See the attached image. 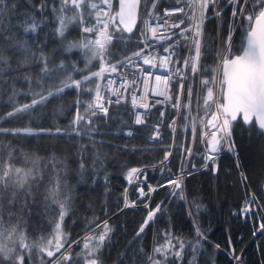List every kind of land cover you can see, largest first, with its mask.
<instances>
[{
	"label": "trees",
	"instance_id": "16d2710c",
	"mask_svg": "<svg viewBox=\"0 0 264 264\" xmlns=\"http://www.w3.org/2000/svg\"><path fill=\"white\" fill-rule=\"evenodd\" d=\"M183 1L185 0H141L136 29L132 35L124 33L123 42L113 41V46L106 53L110 62L131 57L132 53L144 47L145 39L141 32L145 28L143 20L150 17L148 13H152L151 17L160 15L164 5ZM92 2L99 4L100 0ZM15 3L14 11L0 12V26L5 32L14 33L18 40L24 41L33 51L39 43L50 59L49 67L63 60L67 70L71 72L68 65L74 63L76 68L82 70L71 73L74 79H81L96 71L98 61L93 60L89 64L86 50H65L68 42L94 39L91 34L82 33V25H71L66 33V40L55 34L53 7H59V0H15ZM41 3L45 4L43 11L40 10ZM233 8L238 13L237 18L232 16ZM215 11L219 12L218 16ZM215 11L209 5L202 23L200 66L201 71L206 74L201 76L198 73L191 84V115L197 120L204 116L203 109H200L199 115L196 110L197 99L205 94L200 81L202 78L211 79L215 75L211 70L215 69L217 43L221 51L231 28L232 51L239 52L244 37V29L240 25H247L243 17L239 16L238 4L217 0ZM251 11L250 7H245L246 13ZM25 13L41 22L36 33H25L20 27L27 18ZM66 15L70 16L72 12L66 10ZM85 23H89L87 10ZM187 23L188 19L174 35L177 37L178 43L175 44L180 58L184 55L186 43L180 33L187 27ZM168 41H172V38L157 43L163 45ZM2 43L0 40V44ZM148 43L151 49L156 44ZM6 56L11 58V64L15 68L17 56H13L11 51L6 52ZM39 69L40 66L35 64L25 66L21 72H8L6 78L29 73L35 80L40 75ZM122 72L123 67H120L118 73L111 74ZM221 78L217 75L218 85ZM58 83V80L49 81L47 87H54ZM15 85L21 90V95L16 96L15 100L20 104L30 103L31 97L23 95L29 90L27 83L21 79L16 80ZM171 85L170 98L174 99L178 79L173 80ZM85 86L94 89L95 78L78 90L65 89L64 93L51 97L31 115L21 114L17 118L0 119V128L33 130L31 135L0 132V155L11 151L15 166L25 168L32 167L30 163H25V155L39 157L41 159L38 165L43 175V179L35 181L32 196L24 197L11 209L14 214L21 215V220L14 218L9 221L5 205V224L15 225L26 221L27 227L23 231L29 244L38 243L41 237L48 238L53 227L50 222L57 213L53 210L54 206L46 205L44 192L55 172L63 171L71 197V208L63 221V230L69 240H81L89 232L86 227L88 222L96 218H99V222L107 220L114 229L110 242L102 249V264H144V258L139 254L134 255V250L143 249L150 254L154 246L164 242L163 233H170L186 242L184 259L177 261V264H189L192 257L187 242L197 239L196 228L205 237L201 240L197 253V264H264V230L259 229V225L264 223L261 209L253 201L256 210L244 216L241 214L242 206L251 192L264 206L261 188L264 178V139L256 125L245 124L238 118L232 123L231 129L235 151L220 152L224 148L221 147L215 156V162L207 161L204 164L206 155L200 124H197L193 134L191 121L187 118L188 111L184 108L189 89L187 86L175 131L169 125L175 114V108L170 105H166L162 112L159 106L152 107L145 114V123L136 125L128 91H125L119 104L113 102L109 106L107 118L100 114L93 118L94 128L91 135L81 130V134L77 136L72 131L71 122L77 110L83 114L85 103L93 99V93L84 91ZM33 88L40 91L35 85ZM10 96V86H0V117H5L7 112L12 111ZM77 101L80 102L79 105ZM156 123L160 126V135L153 140L152 129ZM57 128L61 130L59 133ZM128 129L131 135L126 132ZM205 145L208 147L206 143ZM168 153L170 155L165 161ZM81 164L84 165L83 168L80 167ZM132 168L142 170L136 182L128 179ZM185 169L188 173L183 176L181 188H174L170 181ZM147 183L156 184L155 191L151 194L146 192L148 195L143 197L139 196L138 186L146 189ZM125 190L127 199L135 201L136 205L122 209ZM25 199L28 202L27 207L20 212L19 204L24 203ZM157 205L160 206V211L156 213L154 220L145 228L140 238L134 239L149 211L155 210ZM217 245L218 248L215 247ZM80 252L81 246L73 244V259L69 264H77V254ZM234 255L241 257L240 262L233 259ZM53 259L46 254L43 259L38 258V251L34 249L30 264H51ZM25 264H29L27 257ZM79 264H83V261H79Z\"/></svg>",
	"mask_w": 264,
	"mask_h": 264
},
{
	"label": "snow or ice",
	"instance_id": "6c2138e0",
	"mask_svg": "<svg viewBox=\"0 0 264 264\" xmlns=\"http://www.w3.org/2000/svg\"><path fill=\"white\" fill-rule=\"evenodd\" d=\"M119 10L112 14V0H100L97 4L92 0H59V7H53L55 16L56 27L55 34L63 39H67L66 33L71 25H82L81 31L83 34H91L94 39H87L86 42L81 41L77 43L68 42L65 50L72 51L74 48L86 50L88 56V63L93 60L98 61L99 70L91 72L89 75H84L81 79H74L72 72L82 71L76 68L74 63L68 65L71 68L69 72L62 60L59 64H54L49 67L50 59L44 54L43 47L37 43L35 51L28 47L27 44L16 38L14 33L5 32L3 27L0 26V86H10L12 101V111L7 112L5 117L0 119L17 118L21 114H28L37 110L38 106L45 105L51 97L58 96L64 93L65 89H80L82 85H87L88 82L96 79L97 83L94 89L85 86L84 91L94 93L91 102H86L84 105V113L81 114L77 110L74 119L71 122L72 131L77 136L81 134V130L87 135L92 134L94 128L93 118L100 114L102 117L107 118L108 107L105 106V97L101 95V85L99 81L105 79V74L118 73L120 67L127 68L131 65L133 68H139L140 64L136 60L142 62L143 65H153L154 60L150 59L151 45L148 40H144V47L139 51L132 53L131 57H125L123 60H118L114 63L110 62L106 53L113 41L123 42L124 33H132L133 28L137 21V10L140 6L141 0H117ZM179 2V0H178ZM233 5H240L239 16L247 22V25L241 24L244 29V37L238 49L240 54L232 51L231 33L229 30L228 39L224 42V47L217 53L220 60L217 69H212L211 73L220 75L222 78L217 86L216 75H212L211 79H201L200 83L203 87L205 94L199 97L196 102L197 115L200 109L204 111V117L197 120L196 117L191 115L193 110L192 104V90L189 87L187 92V102L184 108L188 111V119L191 121L193 134L197 124H200L205 131H202L201 138L208 145L206 161L215 162V156L220 151L221 147L227 148L230 151H235V142L232 138L231 129L232 123L237 121L238 117L246 124L255 126L258 124L261 130H264V0H228ZM217 0H191L189 7L192 8V15L189 17L194 21L191 28H184L181 30L180 35L186 39L191 40L192 48L190 56L182 61V67L175 69L176 74H181L182 70H187L189 77H194L198 73L204 76L206 73L201 71V42L202 36V23L205 18V12L211 4L215 7ZM250 7L251 12L246 13L245 7ZM155 7V5H153ZM45 4L41 3L40 10L43 11ZM16 9L15 0H0V12H9ZM199 9L200 15H196V10ZM66 10L71 11L72 15H66ZM85 10L89 23L85 25ZM174 12H184V8H176ZM172 13L168 10L165 11L166 16ZM151 17L152 13H148ZM219 15V12H216ZM27 17L21 24L25 33H36L40 29L41 22L37 21L31 14L25 13ZM232 16L238 17V13L233 8ZM156 20L153 26L151 20H143L145 31L141 32L142 36H149L152 40H171V35L165 36L163 31L169 28H179L184 20L181 19L179 23L167 24L161 22L159 17H154ZM191 32V36H186L185 33ZM178 43V42H177ZM6 45V47H5ZM176 45L172 44L164 48L166 55L159 57L162 63L166 66L171 63L170 57L176 55ZM148 50V55H145V50ZM11 51L13 56H17L16 67L13 68L11 58L6 56V52ZM175 63L181 64L180 61ZM40 66V75L34 80L33 76L29 73H21L15 77L6 78L8 72H21L25 66L32 65ZM61 76L64 78L61 79ZM185 77L180 75L181 81ZM23 80L28 85V92H24L25 97H31L30 103L20 104L15 100L16 96L21 95V90L15 85L16 80ZM156 83L159 85L161 77L157 76ZM59 83L54 87H47L49 81H56ZM121 84L119 88L113 90L112 85L116 82L109 78L106 82V88L110 92L106 103L112 104L113 102L119 104L124 98L120 88L127 90L128 87H134L135 81H128L126 76H121ZM164 84L167 86L168 79L165 78ZM39 88L40 91H35L33 88ZM214 87L217 91L214 92ZM180 93L183 92V83L179 85ZM147 91V84H145V92ZM114 95L116 100L113 101L111 96ZM158 95L166 96L165 92H159ZM220 97L223 98L221 102ZM170 98V97H168ZM80 104L79 101L76 102ZM132 104L134 107L148 109L147 103L138 104L135 95L132 96ZM177 110L180 107L179 95L177 103L173 105ZM211 113L210 118L206 119ZM145 113L137 112L135 114L134 123L136 125L144 124ZM255 118V120H254ZM175 124V121H173ZM43 131V130H42ZM57 133L61 130L56 129ZM0 132H10L16 135L20 133L31 135L33 130L31 128L23 129H4L0 128ZM69 135L71 133H68ZM129 135L132 133L129 132ZM159 127L154 130V135L151 139L155 140L159 137ZM190 153V149H189ZM170 153L165 155V161ZM39 157H29L25 155L24 160L26 164H31L32 167H17L12 162L14 157L11 151L6 155H0V264H25V258H28L29 264L32 260L33 250L38 251V258L43 259L46 256L54 258L51 264H69L72 261L71 248L73 244L81 246V252L77 254V264L83 261V264H102L101 252L111 240V234L114 229L109 225L107 220L99 222V218L89 221L86 225L89 228L81 240H69L67 234L63 230V221L69 214L71 208V197L68 194V186L66 184V175L63 171L55 172L50 181L49 186L45 189V203L49 207L54 206L53 210L57 215L50 222L53 227L51 234L48 238L41 237L40 241L29 244L26 242V236L23 231L27 227V222L22 224H5L3 216L5 214V205L7 206L6 215L8 220L14 218L21 220L19 213L14 214L11 209L15 207L24 197H31L33 186L37 179H43L40 172L38 161ZM163 164V161L161 162ZM84 167L83 164L80 165ZM141 169L132 168L128 173V179L131 182L132 177L136 176L139 179ZM246 179V177H242ZM106 179V178H105ZM146 179V177H145ZM183 174L171 180L174 188H181ZM140 196H146L143 188L138 189ZM155 191L149 185V193ZM23 194L22 196L20 194ZM251 200L246 201L242 212L247 215L254 210L252 201L256 200L255 194H250ZM50 202V204H48ZM135 201L129 202L127 200V190L124 193V206H135ZM27 200L20 203V212L27 207ZM264 208V206H261ZM197 210L198 206H197ZM160 211V206L157 205L155 210L149 211L147 217L136 232L135 238H140L144 233L145 228L150 222L154 220L157 212ZM260 230H264V223L259 225ZM197 239L194 242H187L191 252V260L189 264H197V253L201 247V240L204 239V234L199 228H196ZM163 243H159L153 247L152 252L146 253L143 249L134 250V255L139 254L144 258V264H177V261H183L186 242L179 237L173 236L170 233L162 234ZM67 245V247H65ZM215 247H219L218 245ZM63 249V251H61ZM234 253V249L232 250ZM59 253V255H57ZM123 255V254H121ZM233 259L240 262L241 257L233 256Z\"/></svg>",
	"mask_w": 264,
	"mask_h": 264
},
{
	"label": "built area",
	"instance_id": "2783aa9c",
	"mask_svg": "<svg viewBox=\"0 0 264 264\" xmlns=\"http://www.w3.org/2000/svg\"><path fill=\"white\" fill-rule=\"evenodd\" d=\"M114 1L112 0V14L115 13L114 10ZM189 3H191V0H185L181 3H174V4H168V5H164L162 7V12L160 15L154 16V17H159L161 22H167V24H173V23H179V21L181 19L185 20L188 19V23H187V27L186 28H191V25L193 23H195L194 21H191L189 19V17L192 15V8H190L188 5ZM211 5V4H210ZM213 7V6H212ZM176 8H184V12H174L173 10ZM214 11L216 10V5L215 7H213ZM168 10L169 12H171L172 14L170 16H166L165 15V11ZM206 13V12H205ZM216 13V11H215ZM196 15L199 16L200 12L199 9L196 10ZM205 15V14H204ZM154 17H149L148 19L151 20L153 26H155L156 24V20L154 19ZM88 23H85L84 26H86ZM182 25V24H181ZM180 25V26H181ZM178 30V28H169L163 31V34L165 36H172V41H168L165 42L163 45H159L157 42L161 41V40H152L149 39V36H144L145 40H148V42L150 43H155L154 47L151 49V55L149 56L150 59H153V65H143L141 61L136 60V63L140 64L139 68H133L131 65H129L127 68L123 67V73H119V74H105V79L102 81H99L100 85H101V95L105 97V106L109 108V104L106 103L108 97L110 96V92L107 90L106 88V82L107 79L111 78L113 80H115V84L112 85L113 90H115L116 88L120 87V84L122 82L121 80V76H126L128 81H135V86L134 87H128L127 90H125L124 88H120V91L123 93H125V91H128V99L130 102L131 107L133 108V121L135 120V114L137 112H141V113H145L147 112V110L151 109L154 106H159L161 112L163 111V109L165 108L166 105H170L173 107V105H175L177 103V97L179 95V102H180V107L177 110L175 108V114L172 116L169 125L170 127L175 131L176 129V124H177V120H178V116H179V112L181 109V104L183 101V97H184V92L187 86L191 87V84L193 82L194 77H189V73L187 70H182L181 74H176L175 69L177 67H182V61L185 58H188L190 56V52H191V48H192V42L191 40H186L185 43V52L184 55L180 58V56L177 53V48H175L176 51V55H173L170 57V60L172 61L171 63H168L166 66L162 63V61L159 59V57H163L164 55H166V53L164 52V48L169 47V45L172 44H177V37H175V33ZM145 31V28H144ZM186 36H191L192 33H186ZM95 38V37H94ZM200 42H201V37H200ZM175 44V45H176ZM177 47V46H176ZM219 46L217 43V51H216V59H215V69H217V66L220 63L219 58L217 57V53L219 52ZM149 53L146 52L145 55H148ZM176 61H180L181 64H177L175 63ZM99 70V64L97 66L96 71ZM217 71H219L217 69ZM180 75H183L185 78L181 81L180 79ZM216 75V74H215ZM159 76L161 77V81L159 83V85H157L156 83V77ZM165 78L168 79V84L167 86L164 84V80ZM217 78V75H216ZM178 79V89L175 95L174 99L168 98L170 97V93H171V82L173 80ZM183 83V92L182 94L180 93L179 90V85L180 83ZM96 79H95V86H96ZM145 84H147V91L145 92ZM94 86V88H95ZM159 92H165L166 96H160L158 95ZM135 95L136 99H137V103L138 104H143V103H147L149 105L148 109H143V108H139V107H134L132 104V96ZM94 96V93L92 94V98ZM112 100L115 101L116 97L114 95L111 96ZM144 121H145V115H144ZM173 121H175V124H173ZM159 127V133H160V126L159 124H154V127L152 129V136L154 135V130L156 129V127ZM126 132H129V129L126 130ZM152 187H154L155 185L152 184L150 185ZM149 187V185H148ZM251 194H253V192H251ZM251 197H249V199L247 201H250ZM253 202V201H252ZM256 205H258V207L261 209L262 212V216L264 218V210L263 208H261V205L259 203V200L256 197V200L254 201ZM244 207V205L242 206V208ZM241 214L244 216L245 214L242 212L241 209Z\"/></svg>",
	"mask_w": 264,
	"mask_h": 264
},
{
	"label": "rangeland",
	"instance_id": "374dc122",
	"mask_svg": "<svg viewBox=\"0 0 264 264\" xmlns=\"http://www.w3.org/2000/svg\"><path fill=\"white\" fill-rule=\"evenodd\" d=\"M123 73V72H122ZM217 79V78H216ZM217 86H218V79H217ZM215 88V87H214ZM217 89V88H216ZM214 90V89H213ZM217 91V90H216ZM215 92V91H214ZM183 102V101H182ZM210 116H211V113L209 114V116L206 118V119H208V118H210ZM204 117V116H203ZM206 129H203L202 128V126L200 125V134L202 133V131H205ZM202 139V138H201ZM203 141V147H204V152H205V155H208L209 153L207 152V146L205 145V141L204 140H202ZM207 163V161L205 160V162H204V164H206ZM203 164V165H204ZM188 173V170H184L183 172H181L179 175H181V174H183V176L184 175H186ZM131 181H133V182H136V181H138V179L137 178H132V180ZM147 185H152V184H148L147 183ZM155 185V184H154ZM141 186L139 185L138 186V188H137V190L140 188ZM152 187V186H151ZM155 187H156V185H155ZM143 188V187H142ZM153 188V187H152ZM143 191H144V193H149V187L147 186V188L146 189H144L143 188ZM153 192V191H152ZM152 192H150L149 194H151ZM138 193H139V191H138ZM140 196V195H139ZM130 201V200H129ZM261 205V204H260ZM258 206V205H257ZM262 206V205H261Z\"/></svg>",
	"mask_w": 264,
	"mask_h": 264
},
{
	"label": "water",
	"instance_id": "95a60500",
	"mask_svg": "<svg viewBox=\"0 0 264 264\" xmlns=\"http://www.w3.org/2000/svg\"><path fill=\"white\" fill-rule=\"evenodd\" d=\"M140 7V6H139ZM119 10V4H118V2H117V0H116V11H118ZM138 21H139V8H138V10H137V21H136V25H135V27L133 28V32L135 31V29H136V26H137V24H138ZM133 32L132 33H126L127 35H132L133 34ZM237 54H240L239 52H237ZM221 102H223V98L221 97ZM239 118V117H238ZM240 120L243 122V120L240 118ZM254 120H255V118H254ZM243 123H245V122H243ZM246 124V123H245ZM256 126H257V128L262 132V134H263V139H264V130H261L260 128H259V126H258V124H256ZM222 151H229L227 148H223L220 152H222ZM261 188H262V193H263V198H264V178H263V180H262V183H261ZM128 201H129V199H127ZM130 202V201H129ZM123 208H125V206L123 205V207H122V209Z\"/></svg>",
	"mask_w": 264,
	"mask_h": 264
},
{
	"label": "bare ground",
	"instance_id": "6f19581e",
	"mask_svg": "<svg viewBox=\"0 0 264 264\" xmlns=\"http://www.w3.org/2000/svg\"><path fill=\"white\" fill-rule=\"evenodd\" d=\"M131 202V201H130ZM136 205V204H135Z\"/></svg>",
	"mask_w": 264,
	"mask_h": 264
}]
</instances>
